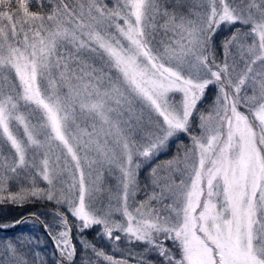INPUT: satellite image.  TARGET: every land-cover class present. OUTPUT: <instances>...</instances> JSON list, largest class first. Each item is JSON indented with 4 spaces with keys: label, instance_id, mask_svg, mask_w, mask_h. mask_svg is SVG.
<instances>
[{
    "label": "snow or ice",
    "instance_id": "obj_1",
    "mask_svg": "<svg viewBox=\"0 0 264 264\" xmlns=\"http://www.w3.org/2000/svg\"><path fill=\"white\" fill-rule=\"evenodd\" d=\"M36 202L51 259L0 264H264V0H0V204Z\"/></svg>",
    "mask_w": 264,
    "mask_h": 264
},
{
    "label": "trees",
    "instance_id": "obj_2",
    "mask_svg": "<svg viewBox=\"0 0 264 264\" xmlns=\"http://www.w3.org/2000/svg\"><path fill=\"white\" fill-rule=\"evenodd\" d=\"M52 206L46 205L41 202H36L33 204H27L23 207L15 206L12 204H0V224L8 223L10 221L20 219L21 217L28 215V214H35L37 215L42 221L47 219L50 221V211ZM21 231L24 232L25 235H31V236H37L40 237L42 240L45 241V255L51 259L52 255V249L51 246L44 236V234L41 232V230L38 228L36 224L28 223L25 225H21L16 231L10 232V233H2L0 232V239H3L4 237H15L17 236ZM88 239L95 240L96 239V229L91 230L89 233ZM97 245L104 247L105 251L111 252V248L106 246L103 242L97 240ZM79 251V246H78Z\"/></svg>",
    "mask_w": 264,
    "mask_h": 264
},
{
    "label": "water",
    "instance_id": "obj_3",
    "mask_svg": "<svg viewBox=\"0 0 264 264\" xmlns=\"http://www.w3.org/2000/svg\"><path fill=\"white\" fill-rule=\"evenodd\" d=\"M23 217L29 219L30 221H31V220H37V218H39V217H38L37 215H35V214H28V215H25V216H23ZM39 221H42V220L39 218L35 224L38 226V228H39V229L41 230V232L43 233V230H42V228H41V226H40ZM19 227H20V226H17V227L14 228V229H13V228H9V229H7L6 231H0V232H3V233H10V232L16 231ZM45 237H46V236H45ZM46 239H47V237H46ZM47 240H48V239H47ZM48 242H49V244H50V246H51V249H52V248H53V245H52L51 241L48 240ZM57 255H58V254H57Z\"/></svg>",
    "mask_w": 264,
    "mask_h": 264
},
{
    "label": "rangeland",
    "instance_id": "obj_4",
    "mask_svg": "<svg viewBox=\"0 0 264 264\" xmlns=\"http://www.w3.org/2000/svg\"><path fill=\"white\" fill-rule=\"evenodd\" d=\"M172 152L174 153L175 152V148L173 147V149H172ZM163 159H166V158H168V157H162ZM50 214V213H49ZM50 221H51V216H50ZM49 221V222H50ZM115 255H117V256H119L120 255V253L119 252H117V253H115ZM52 256V255H51Z\"/></svg>",
    "mask_w": 264,
    "mask_h": 264
}]
</instances>
